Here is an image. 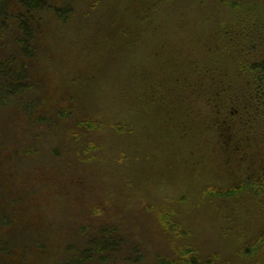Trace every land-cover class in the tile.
I'll return each mask as SVG.
<instances>
[{
    "label": "trees",
    "instance_id": "1",
    "mask_svg": "<svg viewBox=\"0 0 264 264\" xmlns=\"http://www.w3.org/2000/svg\"><path fill=\"white\" fill-rule=\"evenodd\" d=\"M213 3V17L209 15L214 18L212 27L206 25L189 58H182L180 48H172L171 56L164 60L169 65L163 64L166 73L148 67L144 70V66L139 65L112 94L110 104L104 100L102 103L98 98V105L92 106L94 110L83 111V107L77 105L80 103L77 97L70 96L67 107L56 110L55 116L58 121L72 117L75 108L71 113L68 108L70 101H74L75 129L67 137L76 142V146L71 147L72 151L76 150V160L103 163L109 160L107 156L113 155L123 167L129 164L126 152L134 149L139 134L144 131L146 136V130L153 134L155 120L158 138L164 139L178 132V137L188 136L192 149L193 143L198 147L202 143L203 139L198 137L206 138L211 133L215 139L206 147L201 160L207 166L209 160L214 162L226 178L221 183L204 186L201 196L218 201L242 197L264 211V154L260 148L264 141V0H214ZM81 6L90 8V12L85 13L88 18L83 23V37L79 44L77 42L76 63L87 58L111 62L121 50L116 47L127 37V32L122 30L125 17L117 6L109 5L103 9L100 0L87 3L80 0H0V37L3 38L0 42V107L11 99L17 104L22 103L21 96L29 95L36 87L43 97L51 94L46 81L37 77L34 67L43 47L40 41L44 35L42 22L49 14L57 23L65 25L75 13L77 16L81 12ZM147 14L137 21L149 26L150 11ZM150 20L157 26L161 24L156 15ZM179 29L185 28L161 29V33L170 41L172 31ZM174 42V47L180 46ZM162 52L155 53L159 56ZM101 65L92 69L93 77H102ZM153 70L158 77L153 75ZM32 105V101L24 105L29 115L34 108ZM46 106H51L49 99H46ZM39 114L38 123L42 121L45 125L53 121L49 116ZM186 116L190 123H186ZM97 134H106L108 139L105 143L97 142ZM138 142L135 147L140 146ZM163 148L168 154L173 152L168 139ZM133 156L134 153L132 159L136 160ZM131 163L137 167L133 160ZM3 176L6 178L2 172L0 198H16V190L9 186V181L2 185ZM39 176L49 184L42 193L53 191V174L42 168ZM126 183L130 184L129 181ZM176 195L169 194L161 199L141 195L136 213L129 210L119 220L127 219V216H133L132 220L141 218L149 222L155 232L178 243L188 233L179 217L187 197ZM14 201L16 204L10 212L14 230L30 238L45 234L47 227H40L35 208L34 211L28 209L31 202L21 206L24 201L20 204ZM92 224L95 223L79 227V239L72 244L38 240L23 249H57L64 244L62 264L142 263L141 247L131 242L125 233L127 228L120 222ZM167 253L168 256L158 258V264H213L214 261L185 244L167 249ZM29 261L31 263L32 259Z\"/></svg>",
    "mask_w": 264,
    "mask_h": 264
},
{
    "label": "rangeland",
    "instance_id": "2",
    "mask_svg": "<svg viewBox=\"0 0 264 264\" xmlns=\"http://www.w3.org/2000/svg\"><path fill=\"white\" fill-rule=\"evenodd\" d=\"M90 1L80 0L81 3ZM100 1L103 9L115 5L125 17L122 30L127 32V37L116 47L121 50L112 61L102 63L87 58L76 63L77 42L79 44L83 37V23L88 18L85 13L90 12V8L81 6V12L77 16L75 13L65 25L48 14L42 22L44 35L40 38L43 44H40L43 47L34 67L37 77L46 81L51 94L43 97L36 87L29 95L21 96L22 103L11 99L0 107V175L3 172L7 178L3 176L2 185L9 181L17 194L14 199L0 198V264H62L64 244L79 239V227L91 222L99 226L114 221L127 228L125 233L131 242L141 247L144 256L141 264H158L159 257L168 256L167 249H176L181 244L196 248L202 256L212 257L213 264H264V211L242 197L218 201L201 196L204 186L221 183L226 178L214 162L209 160L207 166L201 160L206 147L215 139L213 134L198 137L203 141L199 147L193 143L192 149L188 136L178 137V132L158 138L155 120L153 134L146 130L145 136L142 131L135 139L134 149L126 152L129 164L125 167L119 165L113 155L107 156L109 160L103 163L76 160V150L71 148L76 142L67 137L75 129L76 103L70 101L68 110L71 113L75 108L74 113L64 121H58L56 110L66 108L70 96L77 97L80 102L77 105L83 107V111L94 110L92 106L98 105V98L110 104L112 94L121 87L130 71L140 65L144 70L148 67L164 72L163 64L169 65L164 60L171 56L172 48H180L182 58H189L206 25L212 27L214 22V18H209L214 0ZM149 11L150 18L157 16L159 26L150 18L149 26L137 21ZM175 27L185 29L173 30L170 41L169 37L162 36L161 29ZM2 39L0 37V42ZM174 41L181 47H174ZM159 51L163 52L158 56L155 52ZM99 63L102 64L99 67L102 77H93L92 69H97ZM153 75L158 77L159 74L154 71ZM46 99L51 106H46ZM29 101L34 107L31 115L24 107ZM39 113L53 121L45 125L42 121L38 123ZM189 117L194 120L190 113ZM189 117H185L186 123L191 122ZM107 139L106 134L96 137L101 143ZM166 139L170 149L173 147L170 154L163 148ZM137 140L141 144L135 147ZM260 148L264 154V141ZM132 152L136 160L132 159ZM41 167L55 177L53 191L45 194L42 189L45 191L49 184L40 179ZM144 194L160 199L169 194L187 197L179 217L188 233L178 243L155 232L153 226L141 218V221L132 220L133 216H127L119 220L129 210L136 213L135 207ZM14 200L17 204L24 201L21 206L31 202L28 209L34 211L35 208L40 227H47L45 234L30 238L14 230L10 224ZM38 240L64 244L57 249H23ZM31 259L34 263H30Z\"/></svg>",
    "mask_w": 264,
    "mask_h": 264
}]
</instances>
